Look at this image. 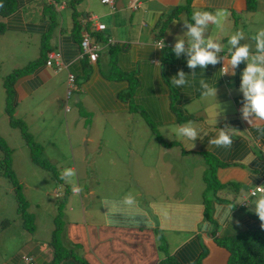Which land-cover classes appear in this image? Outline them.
Instances as JSON below:
<instances>
[{
  "label": "crops",
  "instance_id": "crops-1",
  "mask_svg": "<svg viewBox=\"0 0 264 264\" xmlns=\"http://www.w3.org/2000/svg\"><path fill=\"white\" fill-rule=\"evenodd\" d=\"M14 1L17 7L3 19L5 29L0 34V62H5L7 72L3 77L39 58L44 35L46 52L59 51L63 63L55 71L54 61L51 67L46 66L45 60L40 61L13 85L16 115L22 117L37 142L54 140L47 135L49 131L40 129L39 117L53 114L51 103L63 106L67 75L72 73L76 89L70 102L85 118L89 130L108 132L109 140L104 136L100 139L105 148H119L135 137L144 140L146 135L139 134L150 130L160 143L181 145L183 154L215 156L223 164L216 170L217 179L227 185L229 191L225 193L229 197H236L232 191L239 185L241 191L245 190L240 195L242 200L256 186L264 189V124L251 127L240 111L243 94L239 87L246 65L242 63L235 75H221L225 63L222 60L203 71L198 67L192 74L186 56L177 58L172 51L177 37L187 30L185 22H192L196 10L225 12L222 29L210 25L207 32L225 51L228 38L236 31L246 34L247 39L241 43L250 44L255 51L256 41L252 37L264 29V0H137L136 9L130 7L133 0H114V9L101 0H56L54 6L47 0L48 8L43 7L44 0ZM99 23L105 25L103 30L96 29ZM84 34L100 47L93 63L86 56L79 57ZM158 41L166 46L155 47ZM17 50L18 56L14 53ZM5 55L13 59L15 55V59L10 62ZM181 69L189 75L188 84L177 88L170 80ZM202 80L216 86L217 96L202 94ZM48 89L51 91L46 94ZM34 101L36 109L42 110L41 115L30 109L31 103L35 106ZM219 104L223 111L217 126L236 128L233 146L225 149L208 143L218 133L217 127L209 129L204 140L197 139L194 148L185 149L178 129L189 122L193 126L205 123L217 113ZM64 113L65 120L73 121L72 110ZM87 117L91 119L88 121ZM65 127L70 132L69 124L65 123ZM70 142L73 143L71 137ZM163 182L160 179L151 189H160ZM183 191L184 198L163 195L152 199V194L139 190L136 194L140 199H131L98 197L89 190L84 195L89 200L83 201L82 194L72 190L64 217L62 245L89 264H157L186 241L199 236L208 249L202 264H226L227 252L215 243L211 233L226 236L254 228L255 204L250 206L252 211L246 212L249 201L245 207L237 208L215 193L214 198L219 200L208 203L210 221L204 216V201L191 202L188 187ZM259 195H264V191L250 198ZM31 213L34 231H25L21 224L18 249L10 251L6 247L12 225L0 231V264H27L22 255L32 257L34 264L51 262L53 250L49 241L56 209L50 206ZM60 264L77 263L69 258Z\"/></svg>",
  "mask_w": 264,
  "mask_h": 264
},
{
  "label": "rangeland",
  "instance_id": "rangeland-1",
  "mask_svg": "<svg viewBox=\"0 0 264 264\" xmlns=\"http://www.w3.org/2000/svg\"><path fill=\"white\" fill-rule=\"evenodd\" d=\"M49 1L53 6L56 4V0ZM36 2L39 1L36 0ZM46 2L48 1L44 0L43 7H50L45 5ZM74 3L72 2L73 5ZM57 9L58 7L56 6L54 11L58 16L59 11ZM14 53L18 56L19 51L17 50ZM15 55L13 56L14 59ZM22 55L26 56L25 53H22ZM5 56L10 62L14 60L9 55ZM4 63L0 62V136L3 138L7 148L10 149V163L15 180L21 185V193L24 198L26 200L29 199L27 212H36L39 209L43 210L45 207L49 208L50 206H54L56 209L55 205L60 202L64 221L65 212L68 209V197L72 195L73 188L79 189L83 201H88L89 197L85 199L84 195L89 190L95 191L98 197L140 199L136 193L139 190H144L145 194H152L150 196L152 199L161 198L163 195L167 197L180 195V198H184L185 192L183 189L187 186L191 202L200 203V201H204V190L206 188L205 171L208 168L209 159L216 161L213 155L210 153H205L203 156L183 154L181 145L168 141L160 143L150 130L145 131V133L141 131V134H139L146 135L144 140L143 138L135 137L132 138L131 142L129 141L119 148L113 147L112 150L105 148L102 145L105 142L100 139L104 136L105 139L109 140L108 132L89 130V124L80 115L76 106L71 104L70 99L68 105L74 115L73 121L65 120L62 105L60 106L56 102L54 106V103H51L52 110L50 111L53 114L39 117V121H41L39 127L46 133L49 131L47 135L53 137L52 139L54 140L50 143H45L42 140L39 143L30 133L38 145L37 149L31 150L30 146L22 138L19 128L9 123L4 112L5 93L2 77L7 73L4 71L6 69ZM50 91L48 89L46 94ZM49 104L50 102L47 103V106ZM30 106V109H35V115H41L42 110L36 109V102L35 106L32 103ZM9 109L11 111V108ZM12 109L15 118L22 120L20 115H16V106H13ZM87 119L89 121L91 117H87ZM42 122H45V125ZM65 123L69 124L70 132L66 129ZM70 137L73 141L72 144ZM131 144L133 145L132 147ZM176 146H179V148H176ZM31 153L37 158L49 162L60 175L67 169L72 170L74 175L68 181L61 178L56 180L49 170L34 162ZM2 156L0 151V161L3 158ZM1 170L2 167L0 166V221L6 218L9 223L5 227L0 226V231L12 225L11 228L13 230L6 243L7 249L12 251L19 247L18 240L19 234H22V221L17 216L16 201L11 182L1 173ZM166 177L168 179H164ZM160 179L165 180L162 187L160 189H151ZM226 186L224 185L223 189L221 188L222 190L220 189L221 191L217 192L219 199L226 202L230 201V204H234L238 208L245 199V197L243 200L240 198V195L245 193V190L241 191L239 189L241 185L234 189L232 188V194L236 196L233 198L225 193V191H229ZM228 186L230 187L231 184ZM64 195L65 199H62ZM206 195L209 201L212 200L211 202L219 200L214 198L215 193L212 190L207 191ZM260 197L261 195L252 198L247 196L246 199H248L249 204L247 205L248 208L245 207V211H252L250 206L255 204ZM78 200H80L79 197ZM99 209L97 206V212L101 216ZM12 245L18 246L12 248Z\"/></svg>",
  "mask_w": 264,
  "mask_h": 264
},
{
  "label": "clouds",
  "instance_id": "clouds-1",
  "mask_svg": "<svg viewBox=\"0 0 264 264\" xmlns=\"http://www.w3.org/2000/svg\"><path fill=\"white\" fill-rule=\"evenodd\" d=\"M134 1L137 3V0ZM225 18L226 14L223 11H194L191 17L192 22H185L187 30L183 35L177 37L172 51L177 58L186 56L187 66L193 70L192 74L195 73L198 67L203 71L209 65L215 66L223 60L225 63L220 70L221 75H235L239 66L242 63L245 64L246 66L241 73L239 87V91L243 94L240 111L242 119L247 121L251 127H259L261 124H264V29H260L252 37L256 41L255 51H253L250 44L241 43V41L247 39L243 31H236L230 35L227 41V51H225V48L213 36L207 35L210 25H214L217 29H222ZM184 35L187 36V39L182 38ZM154 46L163 49L166 45L164 42L163 45L158 43ZM221 53H223V56H221ZM188 76L181 69L177 75L171 78L170 83L177 88H183L188 84ZM201 86L204 96H217V88L211 82L202 80ZM68 101L69 99L67 100V105ZM222 111L223 109L219 104L217 113L209 116L205 123L193 126L189 122L188 124L182 125L178 129L177 135L182 137L184 148L192 149L195 147L197 139L204 140L205 137H208L209 129L218 127L217 118ZM218 128V133L208 139V143L217 148H231L234 144L233 137L235 136L234 129L236 128L228 125H225L223 128ZM73 175L72 170L67 169L61 173L60 178L68 181ZM73 191L78 192L79 189L73 188ZM253 211L259 216L261 221H264V195L256 201Z\"/></svg>",
  "mask_w": 264,
  "mask_h": 264
},
{
  "label": "trees",
  "instance_id": "trees-1",
  "mask_svg": "<svg viewBox=\"0 0 264 264\" xmlns=\"http://www.w3.org/2000/svg\"><path fill=\"white\" fill-rule=\"evenodd\" d=\"M16 7L17 5L14 0H0V34L5 29V21L3 19L14 12ZM46 58V36L44 35L42 37L39 58L35 61L29 62L25 67L13 69L2 79L5 93L4 112L7 115L9 123L19 128L21 136H23L22 138H24V141L30 146L31 150L37 149L38 145L28 131V127L24 120L15 118L13 114L14 111L12 107H15L13 85L18 77L24 76L40 61H46ZM9 108H11V111ZM0 151L3 155V158L0 161V166L2 167L1 173L5 175L11 182L12 190L14 191V198L16 201L17 215L21 218L23 229L32 233L34 231V217L32 213L27 212L28 200H26V198H24L23 194L21 193V185L15 180L10 163V149L7 148L1 136ZM31 157L34 162H37L49 170L56 180H60L59 172L49 162L37 158L32 153ZM213 158H215L216 161L209 159L208 168L205 171L206 188L204 190V216L209 220V200L207 199L206 192L212 190L214 193H217V191L224 187V184H221L216 176L217 168L223 166V164L215 156ZM62 199H65V195L62 197ZM55 206L56 213L53 216V230L49 241V244L53 250V258L48 264H60L62 261L69 258L74 259L77 264H89L84 258L77 256L73 251L68 250L62 245L61 236L64 227L62 204L59 202ZM252 217L256 222V225L252 229L240 230L236 233L226 236H216L214 233H211L215 243L227 252L228 256L226 264H264V221H261L256 213H254ZM8 223L9 220L3 219L0 226H6ZM207 253L208 249L200 237L195 236L194 238H191L182 244L173 255L166 256L157 264H202V259L207 255Z\"/></svg>",
  "mask_w": 264,
  "mask_h": 264
},
{
  "label": "built area",
  "instance_id": "built-area-1",
  "mask_svg": "<svg viewBox=\"0 0 264 264\" xmlns=\"http://www.w3.org/2000/svg\"><path fill=\"white\" fill-rule=\"evenodd\" d=\"M101 2L109 5L111 8H114L113 7V0H101ZM130 3H131L130 5L133 9H136L138 7L137 3L134 0ZM104 28H105V25H103V24L97 25L98 30H102ZM109 42H110V40H109ZM158 43L162 44L161 41H158L157 44ZM98 50H99V45L97 43L91 41L90 35L84 34L82 36L81 41H80V56L79 57L83 58L84 56H86L90 62H95L97 55H98L97 54ZM52 61H54L56 64L55 71H58L63 67V63L61 60V54L59 51L47 53V60L45 62L46 66L51 67ZM74 89H76L75 76L72 73H68L67 80H66V96H65V100L63 102V108H64L65 112L69 111V107L67 105V100L69 99V97H70V95ZM259 192H263V188L260 186H256L254 189H251L249 191L248 197L255 196ZM246 203H247V199L245 198L240 203V205L242 207H244V206H246ZM21 258L27 264H34L33 258L30 256L22 255Z\"/></svg>",
  "mask_w": 264,
  "mask_h": 264
}]
</instances>
